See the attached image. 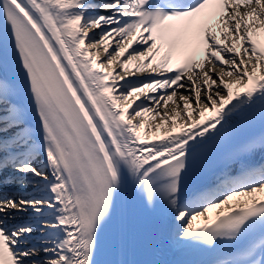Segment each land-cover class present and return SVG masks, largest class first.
<instances>
[{"label": "snow or ice", "instance_id": "snow-or-ice-1", "mask_svg": "<svg viewBox=\"0 0 264 264\" xmlns=\"http://www.w3.org/2000/svg\"><path fill=\"white\" fill-rule=\"evenodd\" d=\"M0 264H264V0H0Z\"/></svg>", "mask_w": 264, "mask_h": 264}, {"label": "bare ground", "instance_id": "bare-ground-1", "mask_svg": "<svg viewBox=\"0 0 264 264\" xmlns=\"http://www.w3.org/2000/svg\"><path fill=\"white\" fill-rule=\"evenodd\" d=\"M97 13H99V15H108L109 13H104V12H97ZM181 91H183V90H181ZM155 139V138H154ZM4 189H6V190H12L11 188H10V186H4ZM234 203V202H233ZM217 211H219V210H217ZM213 215H215V213H213Z\"/></svg>", "mask_w": 264, "mask_h": 264}]
</instances>
